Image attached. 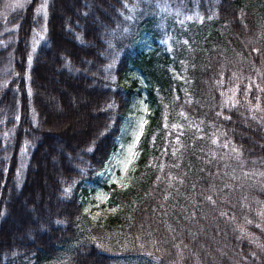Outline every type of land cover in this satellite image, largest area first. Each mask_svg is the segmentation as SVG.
I'll return each instance as SVG.
<instances>
[{
	"label": "trees",
	"instance_id": "trees-1",
	"mask_svg": "<svg viewBox=\"0 0 264 264\" xmlns=\"http://www.w3.org/2000/svg\"><path fill=\"white\" fill-rule=\"evenodd\" d=\"M36 1L0 0V264H264V0H45L30 50Z\"/></svg>",
	"mask_w": 264,
	"mask_h": 264
},
{
	"label": "rangeland",
	"instance_id": "rangeland-1",
	"mask_svg": "<svg viewBox=\"0 0 264 264\" xmlns=\"http://www.w3.org/2000/svg\"><path fill=\"white\" fill-rule=\"evenodd\" d=\"M10 5L18 4L23 0H8ZM45 16V0H37L33 8V21L31 34L29 36L30 50L34 49V45L41 40L44 28ZM145 117L143 113L139 114L134 120L133 126H128L130 138L127 140H119L117 149L112 153L103 167V174L107 177L108 183L114 182L116 190L128 188L135 180L134 174V155L136 151L135 143L142 130ZM98 188L85 196V204L83 212L87 218V226H99L103 228L100 235L105 242L120 243V236L125 227H123L120 213L122 208L121 200L112 195V189ZM95 236V234H92Z\"/></svg>",
	"mask_w": 264,
	"mask_h": 264
}]
</instances>
